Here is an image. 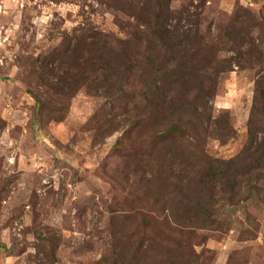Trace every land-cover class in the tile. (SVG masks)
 Returning a JSON list of instances; mask_svg holds the SVG:
<instances>
[{"label":"trees","instance_id":"obj_1","mask_svg":"<svg viewBox=\"0 0 264 264\" xmlns=\"http://www.w3.org/2000/svg\"><path fill=\"white\" fill-rule=\"evenodd\" d=\"M74 1L80 21L70 31L57 28L59 43L22 63L34 102L31 123L39 131L62 120L83 87L101 96L105 120L94 114L81 131L93 137L111 133L109 127L120 131L114 147L137 156L118 184L148 210L128 229L97 228L106 252L88 261L75 255L71 264H210L204 241L231 231L233 222L238 240H254L256 217L236 213L250 201L264 206V0L257 13L236 1L222 22L208 15V0ZM106 11L117 32L93 21ZM234 68L253 73L252 96L242 146L220 158L207 137L213 131L226 144L236 131L228 112L212 115L211 100ZM9 192L0 184V207ZM29 203V230L46 247L34 245L35 264H65L57 255L58 230L38 222L33 195Z\"/></svg>","mask_w":264,"mask_h":264},{"label":"rangeland","instance_id":"obj_2","mask_svg":"<svg viewBox=\"0 0 264 264\" xmlns=\"http://www.w3.org/2000/svg\"><path fill=\"white\" fill-rule=\"evenodd\" d=\"M183 1L188 0L173 3ZM236 1L254 13L262 6L260 0H208L205 10L226 21ZM79 7L74 0H0V184L10 190L0 207V264H35L34 245L46 248L29 230L32 195L38 222L58 230L57 255L65 264L77 261L75 255L82 261L98 258L106 247L105 233H97V228L128 229L148 210L132 191L129 194L118 184L119 173L137 156L135 152L125 157L114 147L120 131L109 127L111 133L96 137L81 131L94 114L105 120L101 96L83 87L70 100L62 120L49 122L39 131L31 123L34 102L25 91L29 72L22 63L56 46L60 38L54 36L55 30L70 31L80 21ZM93 21L118 31L107 11L95 14ZM253 78L252 72L234 68L223 74L217 86L212 115L228 112L236 131V138L226 144H219L210 132L212 137L206 141L217 157L229 158L242 146ZM150 149L148 144L143 148L141 162H147L144 153ZM260 204L250 201L236 213L239 219L244 218L242 212L256 217L259 230L254 240H238L235 222L231 231L207 237L203 247L210 251V264H264V206Z\"/></svg>","mask_w":264,"mask_h":264}]
</instances>
